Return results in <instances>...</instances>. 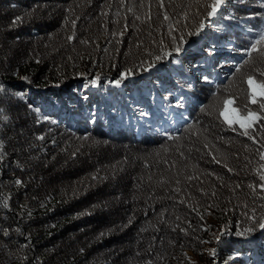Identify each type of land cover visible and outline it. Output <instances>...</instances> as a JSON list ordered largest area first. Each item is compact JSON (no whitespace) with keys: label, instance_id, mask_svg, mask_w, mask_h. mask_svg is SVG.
<instances>
[{"label":"trees","instance_id":"obj_1","mask_svg":"<svg viewBox=\"0 0 264 264\" xmlns=\"http://www.w3.org/2000/svg\"><path fill=\"white\" fill-rule=\"evenodd\" d=\"M259 3L233 0L247 19L218 34L240 52L203 59L185 45L180 56L197 66L177 109L165 108L169 73L136 66L161 40L171 47L170 23L177 37L195 30L197 0H0V264H191L206 245L208 264H264V119L241 135L221 114L264 116L247 83L264 82V57L241 64ZM127 69L135 87L116 88ZM97 76L103 87H85Z\"/></svg>","mask_w":264,"mask_h":264},{"label":"snow or ice","instance_id":"obj_2","mask_svg":"<svg viewBox=\"0 0 264 264\" xmlns=\"http://www.w3.org/2000/svg\"><path fill=\"white\" fill-rule=\"evenodd\" d=\"M256 0H239V4L244 5L248 3H255ZM197 4L201 5L206 9L204 15L200 19L198 25L195 26L194 31H188L187 33H182L177 37L176 35H173V27L172 24H169V31L168 35L171 38V47L164 44L163 40L160 42V51L158 54L153 55V53L149 52L148 55L150 57H153L151 60L148 61H141L139 65H137V69L143 68L144 72H151L153 69H156L157 72L166 71L169 73V81L172 85V88L175 91H170L168 93L169 96H174L175 98V104L170 105L166 104L165 108L171 106L175 107L177 109H181L184 107L186 102V97L184 95V92L186 89L192 88L191 80L189 79L190 75H194L192 72V69L197 66V64H185L184 59L180 56V53L185 51V45H187V49L189 52L193 50H201L203 53L206 54V56L203 57V59H211L216 57V55L222 51L223 49L227 48L230 51L240 52L241 49L237 48L235 46V42L232 36L225 33L223 36L218 35L221 32H224V22L228 23V27L231 28L233 26V21H244L247 18L243 16H237L234 14L233 11H230V8L233 5V0H211V2H207V0H197ZM159 6L161 8L164 7V0H159ZM15 7V5H14ZM259 7L261 9H264V0H260ZM131 10V9H130ZM34 11V9H33ZM197 15H200L199 12H197ZM185 21L187 20V13H184ZM151 14H148V19L150 20ZM214 18V19H213ZM252 18H258L259 23L256 25H251L247 27L246 31L249 34L247 37V46L245 49H243L245 56L247 57L245 60L241 62V64H247L249 62V59H251L252 53L256 52L259 56L264 57V13L257 12L253 14ZM136 19L139 20L140 17L136 16ZM164 19L169 20V16L167 13L164 14ZM21 21V17H17L13 23H17ZM207 22L208 31H204L205 26ZM75 21H73V24ZM177 24H180L181 21L177 20ZM187 23L185 22L183 27L187 28ZM127 25H125V28ZM203 33V35H201ZM123 33H121L122 35ZM187 37L196 36L198 37L197 40L192 41L189 43V41L186 39ZM211 37V40H210ZM73 37L69 36L68 39L71 40ZM210 40V42H209ZM222 41L224 43H222ZM206 45V46H204ZM230 46V47H229ZM175 54V55H174ZM185 55H187V52H185ZM170 61L171 67H168L165 65L163 68H157L158 63H163L164 61ZM144 65H147V67H144ZM239 65L236 67V71H239ZM175 73L176 75H172ZM137 75V72L133 71V69H127L124 72H121L118 77L111 82L112 85H114L116 88H128L129 86L135 87V84L133 83L135 76ZM260 75L264 76V70H260ZM24 80H27V77L22 78ZM204 81H209V78L207 76H204L202 78ZM127 81V83H125ZM161 81L159 78L155 81H153V84L159 86ZM247 83L251 87V102L253 104L257 103V95H260L261 97H264V82L256 83V81L253 79L252 76L247 77ZM94 86V87H103L102 84L99 83V76L94 78L92 81L89 82V84L85 85V87ZM259 90V91H258ZM5 93V87L2 83H0V94ZM17 95L23 96V93H17ZM151 95V93H150ZM84 100L88 99V96L85 95L83 97ZM165 100L168 99V96L164 97ZM225 104H230L231 100H226L224 102ZM30 108H33L35 111H39L37 107L34 105H29ZM259 107L261 110H264V99L260 100ZM233 115L229 117L227 115V112H222V115H225V119L228 121L229 124L232 123H238L241 128H244L245 131L240 133L241 135H248L247 128L251 126V123L253 121H257L259 119H264V116H257L254 112L251 110L246 109V116L242 119L239 115L235 114V109L232 110ZM5 115L4 110L0 108V117H3ZM149 115V113L144 112L143 110L140 111V116L144 117ZM183 113H181V116ZM91 119V115L89 117ZM233 131H236V129H233ZM161 135H167L168 139L174 140L177 137L174 135H168L165 131H160ZM40 139H43V137H40ZM249 139H254L252 136H249ZM261 158L264 159V153H261ZM213 160H215V157H213ZM219 162V161H217ZM229 171H232V169H228ZM261 180H264V175H261ZM19 183V181H17ZM250 187H252L250 185ZM262 189H264V184L260 185ZM260 228H264V223L259 224ZM253 229H245L243 232L237 233V235L245 236L246 234L252 232ZM103 235V233L101 234ZM217 240H219V237H217ZM210 254L215 255V252H211ZM238 255V254H237Z\"/></svg>","mask_w":264,"mask_h":264},{"label":"rangeland","instance_id":"obj_3","mask_svg":"<svg viewBox=\"0 0 264 264\" xmlns=\"http://www.w3.org/2000/svg\"><path fill=\"white\" fill-rule=\"evenodd\" d=\"M225 111L227 112V115L229 117H231L233 115L232 108H230L229 106H226ZM211 220L216 224V227H217V230H216V233H215L216 234L215 240H216L217 237L221 234V230L218 227L217 221L214 220V219H211ZM213 251H214V245H206L205 248H204V253H203L202 256L194 255L191 252H189L188 253V258H189L191 264H208V257L210 255H212L210 253L213 252Z\"/></svg>","mask_w":264,"mask_h":264}]
</instances>
